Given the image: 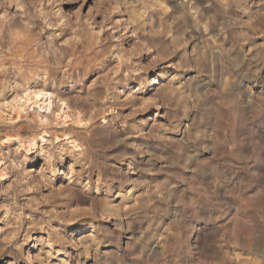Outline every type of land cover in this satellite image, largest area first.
I'll return each mask as SVG.
<instances>
[{
  "label": "clouds",
  "instance_id": "9594fccd",
  "mask_svg": "<svg viewBox=\"0 0 264 264\" xmlns=\"http://www.w3.org/2000/svg\"><path fill=\"white\" fill-rule=\"evenodd\" d=\"M0 264H264V0H0Z\"/></svg>",
  "mask_w": 264,
  "mask_h": 264
}]
</instances>
